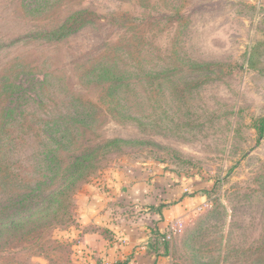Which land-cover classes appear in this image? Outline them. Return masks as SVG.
<instances>
[{
  "label": "rangeland",
  "instance_id": "1",
  "mask_svg": "<svg viewBox=\"0 0 264 264\" xmlns=\"http://www.w3.org/2000/svg\"><path fill=\"white\" fill-rule=\"evenodd\" d=\"M263 9L264 0H0V264H98L81 222L95 188L109 200L106 241L117 240L113 224L129 227L122 244L133 225L167 233L169 258L156 262L141 237L131 264H264V67L248 63ZM163 169L193 211L171 204L144 217L150 202L117 189L120 174L151 184Z\"/></svg>",
  "mask_w": 264,
  "mask_h": 264
},
{
  "label": "crops",
  "instance_id": "2",
  "mask_svg": "<svg viewBox=\"0 0 264 264\" xmlns=\"http://www.w3.org/2000/svg\"><path fill=\"white\" fill-rule=\"evenodd\" d=\"M157 172H156L157 176L153 178L154 180L151 181V184L150 182L136 184L134 178L132 179L131 176L130 178H128L125 175L123 176V174L121 173L120 179H122L123 181H121L122 182L121 184L116 185V188L117 189L121 187L126 188L124 189L123 192L124 195L126 193L128 195L126 196L129 200H132L134 203L136 202H138L139 204L141 203L142 206L149 204L148 202H150V205H154V206H158L159 204L169 205L171 203L176 202L173 207L174 209L176 208L177 211H179L181 214H186L193 211L192 209L194 208L193 207L194 199H191L190 197L184 194V189H185L184 184L173 186V182H172L173 179L168 173L165 174L163 170H157ZM155 184H157V186H155ZM114 195H117L116 192ZM105 199L106 196L101 191V189L95 188L91 191L90 195L84 197V200L82 201L81 222H82V229H84L82 233L84 240L83 247L86 248L87 251L94 250L98 253L97 258H101L98 261V264L103 263L105 260H109V261L116 260L118 262H124V260L127 261L132 258L131 255L132 249L136 248L139 238L144 237L142 238V240L145 246H143L141 249L147 251V253H149L150 256H154L149 251V247H148L147 240L151 230L150 229L147 230V227L146 228L140 227L139 229L136 228L137 225H133L132 227H130L133 230L134 229L136 230L135 236H133L130 241H126L125 244H122V240L124 239H122L120 235H123L124 233L128 234L129 227H125L128 229L120 228L121 229L120 231L118 227L119 225H117L116 228L113 224L110 227H112L113 231L117 234V236H115V238L117 237L116 238L117 240H108L110 242L105 240L106 232H105V227L103 226L106 225V223L103 225V221L105 220L106 222L107 217L104 216L103 206H106L109 201ZM103 200H105L106 203ZM110 200L112 199L110 198ZM151 215L152 216L154 215L153 217H157V214L155 213ZM145 231H147L146 234ZM120 232L123 233L120 234ZM129 264L131 263L129 262ZM153 264H155V262Z\"/></svg>",
  "mask_w": 264,
  "mask_h": 264
},
{
  "label": "trees",
  "instance_id": "3",
  "mask_svg": "<svg viewBox=\"0 0 264 264\" xmlns=\"http://www.w3.org/2000/svg\"><path fill=\"white\" fill-rule=\"evenodd\" d=\"M262 11L264 13V9ZM262 23L264 24V20L262 21ZM263 60H264V39L260 40L258 45L253 47V50L248 55V63L252 67L258 68L259 64L257 61H259V62H261V67L259 70H263V67H264V63L262 62ZM255 128L258 132L260 139H262L264 137V117L256 121ZM164 173L165 174L168 173L167 170H164ZM172 179H173V181H172L173 186L178 185V183L181 184V181H176L174 178H172ZM184 191H185V189H184ZM184 194L187 196V194L185 192H184ZM54 200L60 202L61 203L60 206L67 203L70 200L69 187L67 186L66 188L62 189L57 194V196ZM175 203L176 202L171 203V204H175ZM171 204H169V205H171ZM60 206H58V208ZM165 207H166V205H163V204L162 205L159 204L158 206L148 205L145 209L146 212H148V213L145 214L144 217H146L148 214L151 215L154 213L162 216L163 210ZM58 208H57V210L60 212V210ZM60 209H62V208H60ZM154 224L157 226L158 223L154 222ZM18 225H19L18 228H20V229H21V227H23L22 224H18ZM155 225L150 229L151 231L148 235L147 242H148L149 251L156 257V261H158L159 258H162V259L169 258V251L167 248V244H168L169 239L167 237V233L164 230H161L159 227H156ZM105 232L107 234L111 233L109 230H106V229H105ZM109 240H113V238H110ZM129 262H130V259L127 261H124V262H116L115 264H129Z\"/></svg>",
  "mask_w": 264,
  "mask_h": 264
}]
</instances>
